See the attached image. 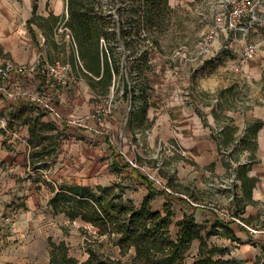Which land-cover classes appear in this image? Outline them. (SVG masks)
Listing matches in <instances>:
<instances>
[{"label":"rangeland","instance_id":"obj_1","mask_svg":"<svg viewBox=\"0 0 264 264\" xmlns=\"http://www.w3.org/2000/svg\"><path fill=\"white\" fill-rule=\"evenodd\" d=\"M230 2L231 0H168L169 10L163 11L162 28L153 32L157 35L160 44L150 51L149 64L144 66L142 73L133 69V60L124 63L120 69L129 81L128 86L136 87L137 98L147 97L152 93L158 94L159 97L166 96L171 90L170 85H166L167 75L172 71L174 73L181 72L182 69L187 71V68L193 67L204 56L210 54L208 56L210 58L223 54L231 59L237 58L238 53L226 47L228 40L232 42L235 40L240 48L250 42L257 43L258 54L244 68L250 67L254 72L258 70L264 76V0H253L254 12L240 19L244 29L228 32V38L224 37L225 34H219L208 53L201 50L205 36L215 30L217 18L229 8ZM57 3L58 0H9L8 7L11 12H14L10 22L13 27L4 39V44H0L1 53H3L0 57L13 58L14 61L30 64L32 53L39 54L49 45L53 50L52 56L74 67L75 46L64 39L65 32L59 34L62 20L66 19L68 14L64 18L60 15L54 19L55 16L50 11L58 9ZM103 3L106 13L110 10V0H103ZM127 3L129 4V1ZM34 4H37L36 13L33 11ZM64 11L67 12L66 9ZM47 12H50L52 16L50 15L49 18L41 16ZM117 16L115 19L120 22ZM29 20H31L30 23ZM130 24L136 25L134 22ZM112 30L113 28H109L108 31ZM134 32L132 34L136 36V30ZM42 35H45V41ZM107 40L101 39L104 44L108 43L109 40ZM117 51H125L127 55H130L132 50L121 46ZM13 55L16 56L13 57ZM122 58L125 57L122 56ZM81 63L85 65L82 60ZM74 69L79 75L78 83L74 84L71 92L69 91L68 94L65 92L62 95V102L66 104V100L70 104L61 111L64 116V128L60 126L58 128L56 120L46 115L41 109L34 110L36 113L32 114L28 111L22 114L11 113L6 116L5 121L2 117L0 118V129L8 124L16 125L17 129L29 124V139L26 140L31 145L32 151L41 148L44 140L46 143L49 142V138L56 141L54 153L38 163L37 166H40V169L30 165V170L27 172L26 169L19 170L14 188L8 185L3 194L0 192V264H50L52 242H64L69 247L70 253L81 262L88 257L87 242L97 233V229L83 220L72 221L68 215L54 211L50 201L55 195L54 189L59 190V185L82 184L96 188L97 185L112 187L117 184L119 187L115 189V192L122 194L125 198H132L137 206L141 205L146 197L148 186L157 191L166 192L174 198L185 200L192 198L189 194L185 195L187 198H184L178 191L181 188L174 189L168 182V176L170 178L175 176L171 169L177 170L178 166L171 168L172 158L177 157L170 154L180 153L170 150L169 146L172 144L160 143L157 146L158 149L151 147L147 145L143 136L141 140L137 137L132 138L127 126L121 125L124 122L121 120L117 126L118 134L107 127L106 120L115 104L117 109L121 110V115H124L126 102L131 105L127 110L128 113L133 112L132 94L126 92L127 88L124 87L121 75L108 88L107 80L100 82L99 78H95L90 81L82 71L80 61ZM131 72L134 74L131 75ZM180 82L178 78L177 83ZM110 100L111 111L106 112L104 109L109 107ZM28 109L31 108L28 107ZM99 113L101 119L97 118ZM92 123L97 124L99 135L93 136L92 132L79 133L78 131L75 134L72 131L79 127L85 130L94 129L95 126ZM126 133L131 137L130 140ZM177 147L185 151V155L180 154L186 159L193 158V153ZM123 161L128 162L130 166L123 167L121 164ZM228 162L231 164L229 175L208 183L207 189L210 194L203 202L225 216L226 220L237 222L232 220L235 215L229 207V204L236 200L237 195V180L233 175L237 164L231 160ZM11 178L12 175L9 179ZM37 183L38 185H35ZM164 186H167L171 192H167ZM224 191H226V199L223 197ZM155 198L157 196L151 201L152 207L153 204L157 207L162 205L163 197L158 201L156 199V202ZM167 205L173 207L170 202L165 204ZM237 218L238 224L252 234L260 236V232H254L255 227L252 229L244 223L241 216L237 215ZM258 229L260 228L256 230ZM203 231L206 236L209 228ZM172 233L176 234L173 224ZM209 240L229 247L233 253L228 258L241 260L242 264H251L256 253L261 251V245L254 248L248 242L238 244L229 242L225 238L215 237H210ZM199 246V240L192 243L191 256L197 254ZM104 250L113 254L114 257H121L119 249L112 243H108ZM133 253L134 249L122 258L129 261ZM189 262H192V258Z\"/></svg>","mask_w":264,"mask_h":264},{"label":"crops","instance_id":"obj_2","mask_svg":"<svg viewBox=\"0 0 264 264\" xmlns=\"http://www.w3.org/2000/svg\"><path fill=\"white\" fill-rule=\"evenodd\" d=\"M8 3L9 0H0V44H4V39L13 27L10 22L14 12H11ZM57 7V10H50L55 16L54 19L60 15L64 18L67 14L64 11L65 0H58ZM50 15L51 13L47 12L41 16L49 18ZM45 35H42L44 41ZM227 36L228 33L224 37L228 38ZM226 47L237 52L238 57L231 59L218 54L208 58L209 54L202 57L193 67L187 68V71L183 69L181 72L172 71L167 75L166 85H170L171 90L166 96L159 97L158 94L152 93L147 97L136 98L135 104L131 101L134 107L133 112L130 113L127 110L131 105L126 102L124 115H121V110L117 109L115 104L106 120V125L118 134L117 126L121 120L124 121L121 125L127 126L132 138L137 137L141 140L143 136L147 145L151 147L158 149L160 143L175 144L193 153V158L190 159H186L180 153L170 154L177 157L172 158L171 168L178 166L177 170L171 169L175 176L167 178L172 188H181L178 190L179 194L184 198L189 194L192 198L187 200L174 198L164 192L155 198L156 202V199L158 201L163 197L162 205L157 207L153 204L154 210L159 211L164 209L166 203L173 204L171 210L174 212L173 226L176 231L178 230L176 223L186 214L192 213L196 222L203 225V230L209 228V231L213 229L219 231V235L211 237L225 238L233 242L227 237V232L233 230L243 243L248 242L255 248L259 244H254L251 238L264 241V76L262 72L258 70L254 72L250 67L237 71L234 66L242 54V48L238 47L235 40L233 42L228 40ZM51 51L53 52L52 48L47 45L43 52L32 53L31 62L37 61L39 57L50 62L59 61L51 55ZM2 55L0 49V56ZM178 78L180 83H177ZM65 102L66 104L60 103L57 106L56 112H47L34 103L11 102L0 98V118L5 121L6 116L11 113L22 114L28 111L32 114L41 109L56 120L58 128L59 126L64 128V116L61 111L70 105L66 100ZM28 107L31 109L29 110ZM92 124L95 126L94 129L85 130L79 127L72 131L75 134L78 131L92 132L93 136L99 135L97 124ZM29 129V124H26V127L22 125L18 129L16 125L8 124L0 129V192L2 194L7 190L8 185L14 188L19 170L26 169V172L30 170L32 150L26 140L29 139ZM126 135L128 139L131 138L128 133ZM229 160L236 162L235 170L238 177L236 200L230 203L229 207L235 216L241 214L244 223L252 229L255 227L254 232L259 231L260 236L252 234L234 221H226L229 222V226L224 227L221 223L225 220L211 206L203 202L210 194L207 189L208 183L229 175L231 167ZM11 175L12 178L9 179ZM225 192H223L224 199H226ZM257 228L260 229L256 230ZM256 254L258 255L259 252ZM257 255L251 264H254Z\"/></svg>","mask_w":264,"mask_h":264},{"label":"trees","instance_id":"obj_3","mask_svg":"<svg viewBox=\"0 0 264 264\" xmlns=\"http://www.w3.org/2000/svg\"><path fill=\"white\" fill-rule=\"evenodd\" d=\"M65 2L68 16L61 20L70 30L76 49L74 67L78 61H84L82 71L89 80H107L108 88L121 75L126 92L132 94L131 101L135 104L136 87L128 86L129 81L120 69L124 63L133 60V69L142 73L144 66L149 64L150 51L160 44L153 32L162 28L163 11L169 10L168 0H110L107 15L103 9V0ZM33 11L36 13L37 4H34ZM116 15L120 22L115 19ZM131 22L136 25H131ZM109 28L113 30L109 32ZM135 30L136 36L132 34ZM101 39L109 41L104 44ZM56 44L60 45L58 42ZM121 46L131 49L130 55L125 51L118 52ZM74 67L73 72L79 77ZM42 144L41 148L33 150L30 155V165L36 169H40L38 163L54 153L56 141L49 138L48 143L44 140ZM121 164L123 167L130 166L128 162ZM58 187L59 190L54 189L55 195L50 201L54 211L68 215L72 221L80 219L91 224L97 233L87 242L88 257L84 262L73 256L64 242H52L50 264H242L241 260L228 258L232 256L229 247L209 240L211 236L220 234L218 230L213 229L206 236L203 234V225L196 222L192 213L186 214L176 223L178 230L173 235L174 212L168 205L164 207L165 211L153 209L151 201L163 192L151 186H148V193L139 206L132 198H125L115 192L119 187L117 184L92 188L66 183ZM221 224L229 226L226 221ZM227 237L238 244L243 243L233 230L227 232ZM194 240H199L200 246L197 254L191 256L190 249ZM251 240L261 245L254 264H264V241ZM108 243L119 249L121 257H114L104 250ZM132 249L133 255L129 261H125L122 257L127 256ZM191 258L192 262H189Z\"/></svg>","mask_w":264,"mask_h":264},{"label":"built area","instance_id":"obj_4","mask_svg":"<svg viewBox=\"0 0 264 264\" xmlns=\"http://www.w3.org/2000/svg\"><path fill=\"white\" fill-rule=\"evenodd\" d=\"M253 0H231L229 8L217 18L215 30L205 36L202 42L201 50L208 53L217 40L219 34H227L232 30L244 29L240 24V19L247 14L254 12ZM60 32L66 33L68 41L74 42L68 27L64 26V22L60 25ZM242 54L235 64L234 68L239 71L244 68L258 54V44L250 42L246 44L242 50ZM82 66V63L80 61ZM79 77L73 72L70 63L50 62L41 57L31 64H24L12 59L0 57V98L11 102L25 101L30 104L34 103L49 112H56L57 106L62 102L63 93H67L74 89V84L78 83ZM111 99V98H110ZM104 109L106 112L111 111L110 107ZM97 116L101 119L100 113ZM70 122V121H69ZM170 150L178 151L185 155V151L178 148L175 144L169 146ZM234 177L237 180L236 170ZM167 192H171L167 186H164ZM217 212V211H216ZM225 221V216L219 214ZM241 216V214H239ZM234 216L232 220H237Z\"/></svg>","mask_w":264,"mask_h":264}]
</instances>
